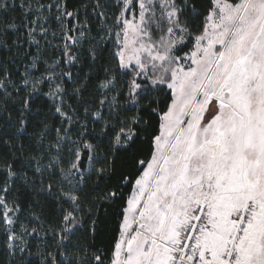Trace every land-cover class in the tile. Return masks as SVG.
<instances>
[{
    "label": "snow or ice",
    "instance_id": "snow-or-ice-1",
    "mask_svg": "<svg viewBox=\"0 0 264 264\" xmlns=\"http://www.w3.org/2000/svg\"><path fill=\"white\" fill-rule=\"evenodd\" d=\"M0 264H264V0H0Z\"/></svg>",
    "mask_w": 264,
    "mask_h": 264
}]
</instances>
